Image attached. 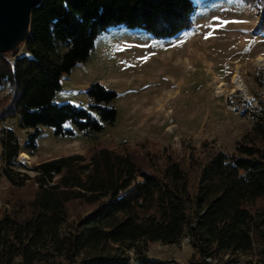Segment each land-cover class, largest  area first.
Returning a JSON list of instances; mask_svg holds the SVG:
<instances>
[{"label":"trees","instance_id":"obj_1","mask_svg":"<svg viewBox=\"0 0 264 264\" xmlns=\"http://www.w3.org/2000/svg\"><path fill=\"white\" fill-rule=\"evenodd\" d=\"M238 1L257 8L264 34V0ZM193 13L190 0H40L31 9L24 43L0 53V178L11 207L0 215V264H165L147 259L145 244L183 237L185 264L240 255L264 264V118L253 115L229 152L207 141L181 154L149 140L99 143L38 162L31 175L16 160L32 156L39 127L72 137L69 123L91 139L114 123L116 93L99 83L84 91L96 118L53 102L60 77L87 60L96 36L120 25L170 38ZM11 120L29 130L23 145ZM73 205L87 211L70 220Z\"/></svg>","mask_w":264,"mask_h":264},{"label":"rangeland","instance_id":"obj_2","mask_svg":"<svg viewBox=\"0 0 264 264\" xmlns=\"http://www.w3.org/2000/svg\"><path fill=\"white\" fill-rule=\"evenodd\" d=\"M190 2L194 6L190 25L173 37L155 38L120 25L96 36L87 60L60 77L53 102L71 104L96 118L84 91L99 83L116 93L109 104L116 110L114 123L103 125L91 139L69 123L72 137H56L50 128L39 127L32 156L20 152L27 155L25 160L17 155L23 171L31 175L38 162L82 154L99 143L133 146L149 140L181 154L184 145L197 148L207 141L229 152L251 127L253 115L264 118V34L256 31L257 8L238 0ZM21 53L20 47L16 55ZM5 94L1 88L0 99ZM5 124L23 145L29 130L18 129L13 120ZM8 192L0 178V215L11 208L5 203ZM86 211L69 206V218ZM143 255L165 264H185L191 250L182 240L173 245L148 242ZM249 262L240 255L222 257L217 264H253Z\"/></svg>","mask_w":264,"mask_h":264},{"label":"water","instance_id":"obj_3","mask_svg":"<svg viewBox=\"0 0 264 264\" xmlns=\"http://www.w3.org/2000/svg\"><path fill=\"white\" fill-rule=\"evenodd\" d=\"M40 0H0V53L22 45L28 36L30 11Z\"/></svg>","mask_w":264,"mask_h":264},{"label":"bare ground","instance_id":"obj_4","mask_svg":"<svg viewBox=\"0 0 264 264\" xmlns=\"http://www.w3.org/2000/svg\"><path fill=\"white\" fill-rule=\"evenodd\" d=\"M258 60H260V59H258ZM259 62H261V60L259 61ZM235 70H236V68H235ZM237 71V70H236ZM235 74V73H234ZM234 79H235V76L233 75L232 77H231V84L232 83H234ZM237 79V78H236ZM238 80V79H237ZM223 84V83H222ZM232 85H234V84H232ZM237 85V84H236ZM238 87V86H237ZM240 87V86H239ZM19 157H21V158H23V159H25V160H28V157H27V155L26 154H24V153H19Z\"/></svg>","mask_w":264,"mask_h":264},{"label":"built area","instance_id":"obj_5","mask_svg":"<svg viewBox=\"0 0 264 264\" xmlns=\"http://www.w3.org/2000/svg\"><path fill=\"white\" fill-rule=\"evenodd\" d=\"M11 59H13V57L7 58L6 60H11ZM181 240H182V242H187L188 241L187 237H183ZM206 261L211 263V264L215 263L214 260H210V259H206Z\"/></svg>","mask_w":264,"mask_h":264},{"label":"crops","instance_id":"obj_6","mask_svg":"<svg viewBox=\"0 0 264 264\" xmlns=\"http://www.w3.org/2000/svg\"><path fill=\"white\" fill-rule=\"evenodd\" d=\"M157 261H159V260H157ZM160 262H162V261H160Z\"/></svg>","mask_w":264,"mask_h":264}]
</instances>
